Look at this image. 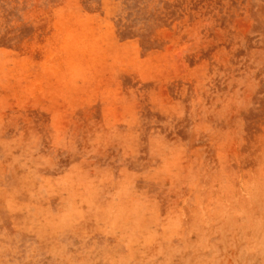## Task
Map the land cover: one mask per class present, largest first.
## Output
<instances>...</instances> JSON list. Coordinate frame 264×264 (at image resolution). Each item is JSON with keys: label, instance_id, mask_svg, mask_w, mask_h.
Returning a JSON list of instances; mask_svg holds the SVG:
<instances>
[{"label": "rangeland", "instance_id": "1", "mask_svg": "<svg viewBox=\"0 0 264 264\" xmlns=\"http://www.w3.org/2000/svg\"><path fill=\"white\" fill-rule=\"evenodd\" d=\"M120 263L264 264V0H0V264Z\"/></svg>", "mask_w": 264, "mask_h": 264}, {"label": "bare ground", "instance_id": "2", "mask_svg": "<svg viewBox=\"0 0 264 264\" xmlns=\"http://www.w3.org/2000/svg\"><path fill=\"white\" fill-rule=\"evenodd\" d=\"M85 199H86V198H85ZM96 205H97V204H96ZM97 209H98V208H97ZM88 211H89V210H88ZM83 220H84V219H83ZM126 220H127V219H126ZM124 223H125V222H124ZM126 224H127V223H126ZM126 224H125V225H126ZM183 224H184V223H183ZM125 240H126V239H125ZM120 264H121V263H120Z\"/></svg>", "mask_w": 264, "mask_h": 264}]
</instances>
